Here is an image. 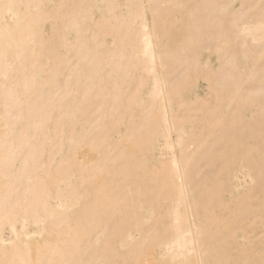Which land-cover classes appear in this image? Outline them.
<instances>
[{"label": "bare ground", "instance_id": "6f19581e", "mask_svg": "<svg viewBox=\"0 0 264 264\" xmlns=\"http://www.w3.org/2000/svg\"><path fill=\"white\" fill-rule=\"evenodd\" d=\"M0 264H264V0H0Z\"/></svg>", "mask_w": 264, "mask_h": 264}, {"label": "rangeland", "instance_id": "374dc122", "mask_svg": "<svg viewBox=\"0 0 264 264\" xmlns=\"http://www.w3.org/2000/svg\"><path fill=\"white\" fill-rule=\"evenodd\" d=\"M235 6H236V5H235ZM107 42L109 43L110 40L107 39ZM105 72H106V71H105ZM146 91H147V90L145 89V92H146ZM203 91H204V88H203L202 86H200V87L198 88V91H197L198 96L201 97V96L203 95ZM77 124H81V122H79V123H77ZM78 126H79V125H78ZM122 126H123L124 128L121 127V126H119V127L117 128V133H118V134H117V133H116V134H117L118 136H120V134H123V132H124V130H125V125H122ZM77 128H79V127H77ZM81 130H82V129H81ZM117 135H113V139H114V140L117 139V137H118ZM172 139L175 140V139H176V136L173 135V136H172ZM159 151H160L159 148L155 151V153H154L155 155H154V158H153L154 161H158V160L160 159V157H159V155H160ZM160 152H161V151H160ZM94 157H96V155H93V154H92V155H91V158L94 159ZM152 162H153V161H152ZM239 179H241V176H240ZM62 193H63V192H62ZM5 233H6V232H5ZM5 235H6V234H5ZM5 235H4V236H5Z\"/></svg>", "mask_w": 264, "mask_h": 264}]
</instances>
